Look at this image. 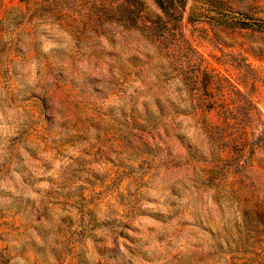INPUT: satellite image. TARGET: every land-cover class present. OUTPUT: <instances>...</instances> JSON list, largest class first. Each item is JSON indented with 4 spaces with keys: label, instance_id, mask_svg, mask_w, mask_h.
Instances as JSON below:
<instances>
[{
    "label": "rangeland",
    "instance_id": "obj_1",
    "mask_svg": "<svg viewBox=\"0 0 264 264\" xmlns=\"http://www.w3.org/2000/svg\"><path fill=\"white\" fill-rule=\"evenodd\" d=\"M90 1L0 0V264H264V35Z\"/></svg>",
    "mask_w": 264,
    "mask_h": 264
},
{
    "label": "trees",
    "instance_id": "obj_2",
    "mask_svg": "<svg viewBox=\"0 0 264 264\" xmlns=\"http://www.w3.org/2000/svg\"><path fill=\"white\" fill-rule=\"evenodd\" d=\"M77 1L83 11L75 12L81 17L96 19L107 10L98 8L90 0H43L41 11H63ZM162 17L168 23L179 25L184 19L195 24L206 17L211 24L232 29L251 30L264 35V19L247 12H228V0H154ZM230 16V17H229Z\"/></svg>",
    "mask_w": 264,
    "mask_h": 264
}]
</instances>
